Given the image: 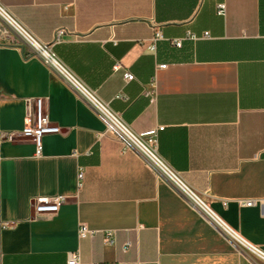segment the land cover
<instances>
[{
    "label": "crops",
    "instance_id": "1",
    "mask_svg": "<svg viewBox=\"0 0 264 264\" xmlns=\"http://www.w3.org/2000/svg\"><path fill=\"white\" fill-rule=\"evenodd\" d=\"M0 2L133 132L163 126V161L264 252V0ZM58 29L66 32L54 42ZM6 35L0 264H68L72 252L83 264H264L164 173L126 150L106 118L16 34ZM37 98L60 126L43 137L41 155L31 140L3 138L34 117ZM56 195L67 197L60 210L37 215V199ZM80 223L115 230L116 243L101 233L81 239Z\"/></svg>",
    "mask_w": 264,
    "mask_h": 264
},
{
    "label": "built area",
    "instance_id": "2",
    "mask_svg": "<svg viewBox=\"0 0 264 264\" xmlns=\"http://www.w3.org/2000/svg\"><path fill=\"white\" fill-rule=\"evenodd\" d=\"M219 14H226L225 4L219 5ZM12 19L10 23L7 18ZM13 32L24 43H26L34 55L38 56L43 63L56 70L79 94L85 97L93 107H95L107 120L108 129L111 132L121 135L125 144L126 150H133L138 155L143 157L147 164L152 168H155L164 173L173 183H175L182 191H184L195 203H197L211 219H213L217 225L223 231L239 243L244 248L248 249L252 254L256 255L260 259L264 260V252L254 244L243 238L238 232L227 225L217 214H215L205 203L199 198L194 190L174 171L172 170L160 157L157 151V136L158 131L164 127L150 129L143 132H133L122 120L114 113L106 104H104L92 91L85 87L82 81L76 77L57 57L56 53L52 49V45L44 43L38 40L24 25H22L10 11L0 2V43L6 38V33ZM65 29H58L55 33L54 42L58 41L60 37L65 33ZM205 33V36H208ZM191 39H197L194 34L189 35ZM161 38V32L156 31L154 41ZM183 39H175L174 43L177 46L182 45ZM167 65H160L161 68H165ZM115 70L121 68L120 64L114 66ZM124 77L127 80H133L135 75L130 71L124 72ZM60 126L52 122L49 114L45 109V101L43 98H37L35 103V115H27L25 118V124L22 130L17 134L16 132H7L3 134V138L9 141L28 139L33 141L36 146V154H42L43 137L46 134L59 133ZM84 173L80 170L78 173L79 186L82 185ZM187 189L191 192L188 193ZM67 197L65 195H56L53 197H41L35 202V212L40 216H50L57 213L62 205L66 203ZM254 200L245 201L246 205H254ZM98 233L103 235L104 242L106 244L116 243V231L113 229L97 230L90 228L86 223H80L78 228V235L81 239L87 237H95ZM131 247V242H126L123 245V251L127 252ZM68 264H83L80 258L79 252H72L67 259Z\"/></svg>",
    "mask_w": 264,
    "mask_h": 264
},
{
    "label": "bare ground",
    "instance_id": "3",
    "mask_svg": "<svg viewBox=\"0 0 264 264\" xmlns=\"http://www.w3.org/2000/svg\"><path fill=\"white\" fill-rule=\"evenodd\" d=\"M7 20H8L10 23H12V19H11L10 17H8ZM187 192H188V193H191L188 189H187ZM197 195H198V194H197ZM205 205H206V204H205Z\"/></svg>",
    "mask_w": 264,
    "mask_h": 264
}]
</instances>
